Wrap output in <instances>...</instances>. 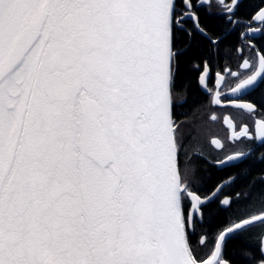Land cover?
Listing matches in <instances>:
<instances>
[{
	"label": "snow or ice",
	"instance_id": "snow-or-ice-1",
	"mask_svg": "<svg viewBox=\"0 0 264 264\" xmlns=\"http://www.w3.org/2000/svg\"><path fill=\"white\" fill-rule=\"evenodd\" d=\"M241 3L199 0L220 13L213 37L194 0H0V264H264V193L259 211L230 219L199 253L207 236L193 237L234 203L218 197L235 178L203 191L189 143L196 130L175 117L193 42L218 45L235 25L255 55L243 71L225 69L235 83L210 102L252 119L223 117L230 142L264 147V115L241 98L264 82V0L247 16ZM204 69L198 82L211 94ZM251 151L215 164L239 167ZM256 226V251L226 253Z\"/></svg>",
	"mask_w": 264,
	"mask_h": 264
},
{
	"label": "flooded vegetation",
	"instance_id": "flooded-vegetation-1",
	"mask_svg": "<svg viewBox=\"0 0 264 264\" xmlns=\"http://www.w3.org/2000/svg\"><path fill=\"white\" fill-rule=\"evenodd\" d=\"M194 2L197 4L201 24L206 27L213 37L221 35L223 23L219 19L220 13L218 10L213 8L209 13L205 8L199 7V0H194ZM259 3L260 0H242L238 15L247 16ZM188 23L191 26L192 22L189 21ZM228 27L230 29L235 28V31L223 32L219 44L208 47L210 51L207 55L200 59L191 57V55L186 57L175 84V117L178 121H183L196 130L194 138L189 143L193 149H199V153L194 156L193 163L198 169L196 179L199 181L203 178L206 181L203 191L214 190L215 187L228 182L230 177L235 178V182L231 183L230 187H226L220 192L218 199L231 197L234 203L226 211L242 214L240 217H243L246 214L259 211L262 206L261 194L264 193V182H261V177L264 176V160L261 159V154L264 153V147L260 146V141L252 142L247 139L235 143L230 142L228 136L232 129L223 123V117L229 115L235 118L238 126L247 123L249 127L253 126L252 119L247 116L241 118L239 110L224 107V102L219 106L210 102L216 91L223 90L227 92V87L235 83L232 77L227 76L225 69L243 71L238 68V65L245 58L252 59L255 55V50L250 49L238 35L244 29L235 25ZM251 35L249 33V36ZM260 39V37H257L253 40L257 49H260ZM195 42H193L192 49L199 47ZM241 49H243L242 52ZM261 51H264V49ZM205 62L208 64L207 86L212 89L211 94L198 82L199 76L205 72ZM193 65L199 67H193ZM217 72L225 76L223 86L216 84ZM191 84L194 85L193 89L190 87ZM241 98L258 105L261 111L256 113L257 117L264 115V82ZM212 115L218 116L219 119L212 121ZM213 138L221 140L222 149H218L211 144ZM248 149H252V151L249 152V156L239 167L217 166L215 164L216 160L223 159L232 152ZM241 168L247 169L246 175H238ZM203 191L201 194H203ZM212 207L215 208V204ZM207 224L208 222L204 226Z\"/></svg>",
	"mask_w": 264,
	"mask_h": 264
},
{
	"label": "trees",
	"instance_id": "trees-1",
	"mask_svg": "<svg viewBox=\"0 0 264 264\" xmlns=\"http://www.w3.org/2000/svg\"><path fill=\"white\" fill-rule=\"evenodd\" d=\"M197 45H199V47L192 49V52H190L189 56L191 55V57L194 58H202L203 56L207 55L210 51V47L211 45H208L207 47H203L200 46V41L197 40L195 42ZM206 43V41H205ZM190 59V58H189ZM189 77V76H188ZM191 89L194 88V85L191 84ZM242 214H236V213H232V212H227L224 210L219 211L214 218H212L211 220L208 221V224L206 226H204V229H206V232H197V235L195 237H193V243L195 244V242L199 239L200 235L202 234H206L207 236V243L205 246H200L198 248V251L201 255H206L209 253L211 247H212V237L213 234H215L217 232V229L228 224L230 219L231 220H235V218L240 217ZM258 232L257 234L255 233H248L246 234L247 238H235L233 240H231L229 242V247L228 249H226V253L231 251L234 254L239 252L241 249H252L253 251H256L259 241L257 239L259 233H260V227L258 228ZM202 248L206 249V251H204L202 253Z\"/></svg>",
	"mask_w": 264,
	"mask_h": 264
},
{
	"label": "rangeland",
	"instance_id": "rangeland-1",
	"mask_svg": "<svg viewBox=\"0 0 264 264\" xmlns=\"http://www.w3.org/2000/svg\"><path fill=\"white\" fill-rule=\"evenodd\" d=\"M246 215H248V214H246ZM258 228H259V226L252 227V228L249 229L248 233H254V234L256 233V234H257V232L259 231ZM248 233H247V234H248ZM202 247H203V246H202ZM201 250H202V253H203L204 251H206V249H204V248H202Z\"/></svg>",
	"mask_w": 264,
	"mask_h": 264
}]
</instances>
